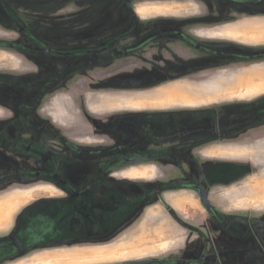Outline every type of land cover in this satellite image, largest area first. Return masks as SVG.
<instances>
[{"label":"flooded vegetation","instance_id":"1","mask_svg":"<svg viewBox=\"0 0 264 264\" xmlns=\"http://www.w3.org/2000/svg\"><path fill=\"white\" fill-rule=\"evenodd\" d=\"M183 1L179 0L180 3H183ZM202 1L205 2L203 5L209 11L205 14L206 16H224V14H219L218 12L219 9L225 7L238 8L239 6H246L264 8V0ZM113 16L111 15V17ZM123 16H127L129 19L133 18V21L136 23L133 24L135 27L118 32L119 36L123 34L121 39L112 38L101 46H95L85 51L87 55L108 53L113 55V60H109L106 63L95 60L92 65H88L89 63L87 64L84 61H78L79 63H75V68H71L73 71L77 72L80 69L83 72V70L92 69V67L93 70H107L109 72L107 75L95 77L97 83L100 80H110L109 82H113V85L120 83L124 84L121 86H127L145 82L158 84L166 80H174L175 78L166 79V76H162L163 78L159 76L164 72L173 74V65L183 68L185 74L183 77L176 79L193 80L195 78L202 79L205 73L215 69L232 66L243 67L264 62V47H247L228 42L203 40L195 35V28H178V24L173 22L175 19L146 23L144 25L145 28L141 27L137 29L139 17L136 13L129 12ZM12 19L18 26L15 30L16 33L21 32L29 36L28 31L20 29L18 21L15 18ZM198 26L195 25V27ZM32 46L42 52H46L50 56L54 55L65 59L68 57L72 58L71 55L65 54L61 48L52 45L43 46L36 38H33ZM228 59L235 63L231 64ZM193 67L197 70L204 68V71L196 74L190 73L196 70ZM67 71L68 69H66L65 74ZM21 75H27L28 80H20L19 73L13 74L12 77L15 78L10 80V84L17 87L18 91L22 84L35 85L37 81L36 77L39 73L34 68L31 73H22ZM59 79L60 82H66L67 77L59 76ZM72 79L75 80L76 84L83 81V79H80L76 75ZM49 81L44 79L40 82H44L42 85L44 92L49 87ZM7 82L0 75V87L9 86L6 84ZM51 87L52 85L48 90ZM1 92L2 90H0ZM26 95H22L19 100L18 109L11 113V115L6 116L3 111H0L1 118L5 117L7 119L9 117L10 119L11 117H15V120L10 122L12 125L4 124V126H1L0 146L8 149L25 148L28 155L38 159L39 164L45 171L43 175L36 173L35 176L44 178L50 182V187L55 189V193L36 197L29 203V207L18 220L12 237L5 241L0 240V264H4L5 260H13L14 256H22L24 254L31 256L33 252L30 250L72 245H92L105 242L110 236H113L115 229L120 228L123 223L127 222L131 211L134 213L145 202L146 198L153 197L155 193L159 194L177 189L193 190L197 193L202 203L199 189H203L208 195V191L202 186L208 177L209 172L207 170L217 167L219 164L210 165L201 162L194 157L192 147L208 143L207 141L210 139L208 136H212L211 138L214 139L217 134L214 136L212 134L193 136L190 132L186 131V126L182 124L185 118L188 120L200 119V121H203V124L216 126L220 124V119L224 120L223 118H225L224 115H221L220 111L238 106L237 110L243 113L244 116V129L254 127L259 130L260 135H264V130H260L264 128V103L261 105L259 102L257 104L237 103V105H226L222 108L202 110V116L199 118L196 117L195 112H176L171 117H168L172 118L174 124L179 129L175 130L171 135L165 134L155 141L152 138H148L149 135L145 136L148 130L139 129L138 125L148 123L145 115L125 116L122 118L119 116H107L106 118L95 119L89 117L88 114L89 118L85 116L84 113L86 111L83 110V121L92 130L94 137L100 135H107L109 137L115 134V138L118 139L109 142L107 138H103L102 145L99 148L83 143L84 132H78L80 140L77 137L75 141L67 139L68 130L66 131V128H64L67 126L63 125L61 121L53 120L51 114L46 112L47 114L45 115L44 109L37 110L38 101L43 96L41 95L35 102H31L30 99L28 100L30 94L27 97ZM35 95L36 93L31 96V99H35ZM2 97L0 94V102L2 101ZM259 100L264 102V98ZM36 110L45 128L48 125L50 126L49 135H53L51 128L57 127L55 125L58 123V127H61L60 129L63 131L61 132L67 136V138L60 136L61 138L58 140L64 149L60 157L56 156L52 150L40 151L42 148L50 149L51 147L41 139L42 137H39L40 134L38 132L31 130V119L35 115ZM88 120L92 122L88 124ZM10 128L12 129V134L9 133ZM125 129L135 131L136 137L122 141L121 134H123ZM72 134L77 135L74 132ZM262 142L258 141L249 148H243V158L245 150L250 153L264 152ZM136 143L137 145L135 146L140 148L148 145L163 148L173 147L169 150L170 154L168 155L171 156L169 158L180 155L185 160L181 158L180 161L177 160V166L172 164L163 166L156 163L160 171L164 173L161 176L162 179H159V181L181 180L185 183L172 184L170 189H164L163 184L159 182L158 185L153 183L149 186H133V183L129 181L115 180L113 174L116 171H122L134 166L130 165L133 155L129 152V148ZM173 145L181 146V150L174 148ZM73 150L74 155L72 156ZM163 153H159L158 156H165L166 154ZM148 156L153 157L149 154ZM134 158L140 159L141 156L137 154ZM169 158L165 159L170 161ZM141 165L143 164L135 166ZM248 170L244 173H247ZM170 171L176 172L171 173ZM193 181L195 183H189ZM209 204L211 207L210 211L202 203L208 220L217 225L222 237L236 240L241 244L240 247H229L219 252H209L205 247L197 256L193 255V253L173 251L161 257L128 262L126 264H264V238L262 237L264 233V219H255L253 222H250L252 220L249 215L239 216L238 219L231 218V216L219 213L210 202ZM167 211L175 223L187 231V239H190L197 232L205 241L209 238L210 235L207 231L200 232L195 229L192 223L184 221L171 210ZM236 226L241 229L236 230ZM261 229L263 230L262 232L260 231ZM203 252L205 256H203ZM207 254H210L211 258H205ZM196 257L199 261H195ZM226 257L230 259L227 260Z\"/></svg>","mask_w":264,"mask_h":264},{"label":"rangeland","instance_id":"2","mask_svg":"<svg viewBox=\"0 0 264 264\" xmlns=\"http://www.w3.org/2000/svg\"><path fill=\"white\" fill-rule=\"evenodd\" d=\"M205 3L202 0H184L183 3L179 2V0H0V75L2 78L8 81L6 84L9 86L0 87L2 92L0 93L2 97V101L0 102V111H3L6 116L11 115L16 109H18V104L22 95H29L31 102H35L38 97L43 96L39 102L37 107L38 109H44V114L46 115L51 110V106L55 103L58 108V104L61 99L67 97H76V92L82 90H92L97 88H125V89H144L148 87L154 86V82L148 85L145 83L138 84H130L127 86H121L124 84H112L113 82H96L97 77H103L107 75L109 72L107 70H93L85 69L83 72L79 69L77 72L73 71L71 68H75V63H79L80 61L87 62L88 65H92L95 60H99L100 62L106 63L109 60H113V55L110 54H102V55H87L85 51L86 49L101 46L105 44L108 40L112 38L121 39L123 34L119 36L118 32L128 29L134 28L133 25L135 21L133 18L129 19L127 15L129 12L136 13L139 16V22L137 21V29L144 27L146 23L156 22L159 20H168V19H176L181 17L187 18H200L201 15L199 3ZM164 16H161V15ZM173 15V16H167ZM111 15H114L111 17ZM155 15H160L159 17H153ZM194 15V16H193ZM15 18L18 21L19 28L25 29L28 31L29 36L27 34H23L21 32L16 33V29L18 26L14 23L15 21L12 19ZM177 20V19H176ZM259 24L264 25V19H258ZM238 26L244 25L247 23V20L236 22ZM136 24V23H135ZM232 25V24H231ZM133 26V27H132ZM262 26V25H261ZM66 32V33H65ZM262 32V28H261ZM200 36L205 37V33H199ZM116 35L115 37H113ZM36 38L42 43L43 46L52 45L57 48H61L64 50L65 54L71 55L68 58H60L54 55H49L46 52H42L38 48L32 46V40ZM248 44V43H245ZM250 44V43H249ZM78 45V47H76ZM251 47H264V34H261L259 38L253 41ZM77 49V50H76ZM82 49V50H81ZM229 60V59H228ZM79 61V62H78ZM227 61V60H225ZM231 62V60H229ZM34 63V64H31ZM83 63V62H82ZM235 62L232 61L231 64ZM264 62H259L249 68L239 70V71H231V72H218L219 69H215L210 71L213 73L212 76H209L205 81L202 79L195 78L191 79L193 82L197 83H189L184 81L185 83L175 84L177 92L182 93H190L194 100H191L189 103H181L175 106L173 112H195L196 117L199 118L202 110H209L212 108H219L221 106H226L230 104H257L258 102L262 105L264 102L259 99L264 98V95L258 99H253L258 97L259 95L264 93V89L258 90L261 84L264 85V81H260L256 79L257 76H264ZM107 65V64H104ZM36 68L38 70L39 75L36 77L37 81L35 85H25L22 84L18 88L12 86L10 84V80L15 77L12 75L19 73L20 80H28V76H22V73H31L33 69ZM195 68V67H193ZM66 69H68L67 73ZM173 74H169V72H164L160 74V78L166 76V79H173L178 77H183L185 74L183 72V68L178 65H173L172 70ZM196 69V68H195ZM199 69V67H198ZM208 70V69H207ZM203 69L194 70L190 73L196 74L203 72ZM99 72V73H98ZM208 72V71H207ZM36 73V72H35ZM245 75L243 77L237 78L238 75ZM37 75V74H36ZM74 75L78 76L80 79H83L82 82L78 84L75 83V80L72 79ZM59 76H66V82H60ZM163 76V77H162ZM96 77V78H95ZM25 78V79H24ZM51 78V79H50ZM71 78V79H70ZM233 78V80L231 79ZM243 78L244 83H257L256 86H251L252 90L247 89L244 90V93L241 95L235 94L229 96H221L220 98L211 99V100H200L199 96L204 94H213L217 93L222 89L227 88V84H236ZM258 78V77H257ZM264 78V77H263ZM50 80L49 87H52L47 90L42 88L43 83H40L42 80ZM236 79V80H234ZM158 81V80H156ZM87 84V85H86ZM48 85V83H47ZM173 85H167L159 89L172 87ZM257 86H259L257 88ZM257 88V90H256ZM157 89V90H159ZM156 91V90H155ZM18 92V93H17ZM154 92V91H153ZM36 93L35 99H31V96ZM42 93V94H41ZM46 97H45V96ZM212 96V95H211ZM18 97V99H17ZM44 99V100H42ZM27 100V102H28ZM26 102V103H27ZM197 102V103H196ZM58 103V104H57ZM215 103V104H213ZM28 104V103H27ZM256 106V105H255ZM264 106V104H263ZM36 110L35 115L32 117L31 122V130L34 132H38L39 137H42L46 144L51 147L50 149H40V151L45 152V150H52L56 156L60 157L63 154V146L60 145L58 141L61 137H66L63 131L60 129L61 127H52L51 133L52 136L49 135L50 126L48 127L43 125L42 120L39 117V114ZM47 112V113H46ZM87 116V113H84ZM1 116V113H0ZM186 116V115H185ZM88 117V116H87ZM86 117V118H87ZM188 117V116H186ZM15 117H9L6 119L5 117H0V130L1 126L4 124L12 125ZM89 118V117H88ZM91 119V118H90ZM57 121V120H56ZM90 124L92 121L88 120ZM183 125L188 126H200L203 124V121L200 119L196 120H188L185 118L182 122ZM47 125V124H46ZM60 126V125H59ZM139 129L147 130L148 123H141ZM149 127V126H148ZM66 131L68 130L67 127ZM151 128V127H150ZM261 131L264 128L260 129ZM62 131V132H61ZM9 133L12 134V129H9ZM55 133V134H54ZM46 134V135H45ZM68 138L70 141H75L76 135L72 134V132L67 131ZM61 136V137H60ZM65 138V139H66ZM80 140V138H79ZM263 145H264V140ZM133 144L129 148V152L133 155V160L130 162V165L143 164L144 166H149L151 163H159L163 166L165 165H175L177 166V160L181 159L185 160L183 156L175 155L172 158L169 152L173 147H156V146H143L142 148L135 146ZM174 148L181 150V146L173 145ZM183 147V146H182ZM103 150V149H101ZM70 152V150H69ZM72 152V151H71ZM139 152V153H137ZM164 152L166 155L163 157L158 156L159 153ZM183 153L184 150H182ZM180 152V153H182ZM163 153V154H164ZM140 155L141 158L135 159L134 156ZM152 155L153 157H149ZM74 155V150L72 152V156ZM158 156V157H156ZM169 158L166 160L165 158ZM250 158L254 164V166L258 169V173L249 178L247 182L244 184L242 192L237 193L235 190L227 191V197L236 198V205L240 207H260L264 208V152H254L250 153L245 150L244 158ZM164 158V159H162ZM181 158V159H180ZM162 159V160H161ZM172 159V160H171ZM169 162V163H168ZM142 166V165H141ZM45 169H42L39 164L38 159L28 155L26 153L25 148H6L0 146V195L5 194L11 190L17 188H27L32 186H51L50 182L41 177H36V173H41L43 175ZM149 173L155 174V169L153 167H149L147 169ZM166 171V170H165ZM174 173L176 171H170ZM257 170H254L256 173ZM138 175H141L138 173ZM162 183L164 189H170L172 184H181L185 183L181 180H165L164 182L157 181ZM188 183V182H187ZM191 184L195 183L189 182ZM244 199H240V197ZM187 202H191L189 198H185ZM32 202V201H31ZM30 202V203H31ZM29 204L23 207L13 218V223L11 228L8 231L0 233V239L7 240L14 234L16 230V224L18 220L22 216V214L27 210ZM164 215H167L165 211ZM192 215V214H191ZM257 215L260 217L264 216V212H260ZM159 218V211L157 208H152L148 211L146 216V221L149 223L153 220ZM15 223V224H14ZM14 224V226H13ZM141 224L138 223L135 225L132 234L138 232V227ZM171 227V226H168ZM145 228L144 225L141 226L139 232ZM173 234L164 245L160 244L158 247H155V252H149V254H154L158 252L167 251L171 246L175 244L174 230ZM213 231V230H212ZM263 231L262 229L260 230ZM141 234L138 236L123 239L120 242L110 245L108 247H99L92 249H73V250H58V251H49L48 259L50 260H38L35 259V253L42 252V250L35 251L28 255L22 256H14L13 260H5L4 264H82V261L74 260L77 257V254H81V252H91V251H100L103 252L101 254L107 253H115L117 256L115 258H103L98 259L96 263L103 262H112L116 260L127 259L131 257H142L146 256L145 254L134 253L135 255H129V243L134 242L137 237L139 239ZM211 235V234H210ZM213 235V234H212ZM264 238V233L262 234ZM122 238V237H121ZM162 248L160 249V247ZM52 249V248H48ZM128 250V251H127ZM109 251V252H108ZM120 251V252H119ZM117 252V253H116ZM128 252V253H127ZM140 252V251H137ZM120 253V255H119ZM143 253V252H140ZM29 254V253H28ZM147 254V253H146ZM148 254V255H149ZM204 254V252H203ZM34 255V256H33ZM37 255V254H36ZM205 256V254L203 255ZM37 257V256H36ZM101 258V256L99 257ZM207 259L211 258L210 254H207ZM9 259V258H6ZM86 262V261H85ZM117 262V261H116Z\"/></svg>","mask_w":264,"mask_h":264},{"label":"crops","instance_id":"3","mask_svg":"<svg viewBox=\"0 0 264 264\" xmlns=\"http://www.w3.org/2000/svg\"><path fill=\"white\" fill-rule=\"evenodd\" d=\"M199 8L201 10L199 14L201 15L200 18L191 19L181 17L176 18L177 20L175 19L173 22L178 24V28H195V35L203 40L211 42H228L247 47H251L250 45L253 44V41L259 38L261 34H264V25L259 24V22H254L258 21V19H264V8L246 6H239L238 8L225 7L219 9L218 13L224 14V16L219 17L206 16L205 14L209 11L202 3H199ZM160 15H155L153 17H159ZM245 20H247V23L244 25L238 26L236 23ZM195 25L199 26L195 27ZM201 32L205 33V37L200 36L199 33ZM254 65L261 64L221 68L218 72L239 71ZM212 75V72L205 73L202 77V81H205ZM243 76L245 75H238L236 79ZM231 79L233 80V78ZM107 81L110 80H100L99 83ZM184 81L197 83L190 79H174L159 82L158 84L155 83L154 86L144 89H112L106 87L92 90L85 89L82 91L79 89V91L76 92L75 98L69 96L61 99L59 104L57 103L58 108L54 103L51 106V110H49V114H51L53 120L61 121L63 125L67 126L68 131L77 133V138L80 137L78 132H84L83 143L85 145L96 146L99 148L102 145L103 138H107V141L109 142L115 141L117 138H115V134H113V136L110 135L111 137H107V135L94 137L92 130L86 126L83 121V110L86 111L89 117L95 119H102L107 116H119L122 118L125 116L134 117L145 115L149 126H147L148 131H146L145 136L149 135L148 138H152L153 141H155L160 137H163L165 134L171 135L175 130L179 129V127L174 124L172 118H169L176 113L173 112L175 110L173 108L181 103H189L191 100H194L190 97V93L176 91L174 85L179 83L183 84L185 83ZM147 84L150 85L152 83L147 82ZM171 84L173 86L170 88L159 89ZM256 84L257 83L253 82L252 86H256ZM209 95L210 93H208V95H200L199 99L211 97V95ZM263 95L264 93L253 99H258ZM230 105H237V103ZM222 107L223 106L219 108ZM238 108V106H235L231 109H225L226 111H220L221 115H224L225 118H223L224 120L220 119L221 122L219 125L210 126L205 123L195 127L188 125L186 126V131L190 132L193 136L209 134L214 136L217 134L214 139L211 138L212 136H208V138H210L207 141L208 143L198 146L196 145L195 147L193 146V150L191 149L194 157L201 162L210 165L219 164L217 167L209 168L207 170L209 172L208 177L202 185L208 191V198L211 205L219 213L231 216V218L238 219L239 216L249 215L252 220L250 222H253L255 219H264V216L260 217L257 215L260 212H264V208L254 206L240 207L236 205V198L226 196L227 191L230 190H235L237 193H241L247 180L258 173V169L254 166L252 160L248 157L243 158L242 149L249 148L256 142L264 140V135H260L259 130L256 128L252 127L244 129V116L243 113H240V111L237 110ZM121 135L122 137H120L122 141L131 137H136L135 131L133 132V130L128 129H125ZM149 167L155 169V174L147 171ZM247 170L248 172L244 173ZM254 170H257V172L254 173ZM138 173L141 175H138ZM163 174L164 173L160 171V168L157 167L156 163H151L149 166H132L122 171H116L113 174V178L119 181H129L133 183V186H149L153 183L158 185L157 181L162 179L161 176H163ZM54 193L55 189L53 187L38 185L27 188H17L0 195V233L8 231L12 226L14 216L36 197ZM185 198H189L191 202H187ZM240 199H244V197H240ZM152 208H157L159 211V218L149 223L145 219L148 211ZM162 210L165 211L167 215H164ZM167 210H171L184 221L192 223L196 230H199L200 232L207 231L208 234L211 235L205 241L197 232L190 239H187V231L175 223ZM131 213L132 211L130 212V217L127 222L123 223L120 228L118 227V229H115V231H113V236H110L105 242L92 245H72L52 249H38L42 250V252L35 253L34 258L38 260H50L51 258L48 259L49 256L48 253H46L49 251L108 247L123 239L132 238L139 234H141L139 239L137 237L134 242L129 243L130 252L127 253L129 255H135L136 253L145 254L146 256L116 260L117 262L96 263L95 261L98 259L109 257L115 258L114 256H117V254H101L103 252L91 251L77 254V257L74 260L82 261V264H126L128 262L161 257L173 251L193 253V255L197 256L200 251L205 249V247L209 252H219L225 248L241 246L236 240L226 239L221 236L220 229L216 224L208 220L207 213L203 208L197 193L193 190L177 189L161 192L159 194L155 193L153 197L146 198L145 202L138 207L134 213ZM140 222L141 224L138 228L140 229L142 225H144L145 228H143L141 232H139L138 229V232H135L134 235H130L132 234L135 225ZM168 226H171L172 230H174L173 238L175 239V244L165 251V253L158 252L149 254V252H155V247H158L160 244L164 245L165 243H168L165 240H168L173 234L171 227ZM235 228L236 230L241 229L238 226ZM161 248L162 246L160 249ZM38 250H33V252ZM30 251L32 252V250ZM100 256L101 258H99ZM226 259L229 260L230 258L226 257ZM195 261H199V259L196 257Z\"/></svg>","mask_w":264,"mask_h":264},{"label":"bare ground","instance_id":"4","mask_svg":"<svg viewBox=\"0 0 264 264\" xmlns=\"http://www.w3.org/2000/svg\"><path fill=\"white\" fill-rule=\"evenodd\" d=\"M258 77V78H257ZM256 77V79H258V80H260V81H264V76H257ZM243 78L240 80V81H238V83H236V84H227V88L226 89H222V90H220L219 92H217L216 94L215 93H213V94H210V95H212L211 97H209V98H202V99H199V101L200 100H213V99H216V98H220L221 96H231V95H235V94H242V93H244V90H247V89H250V90H252V83H244L243 81ZM259 86H257V88H258ZM257 88H256V90H257ZM261 89H264V85L263 84H261V86H260V88H258V90H261ZM208 95V94H207ZM209 95V96H210ZM205 97V96H204ZM231 97H233V96H231ZM197 103V102H196ZM137 248V247H136Z\"/></svg>","mask_w":264,"mask_h":264},{"label":"water","instance_id":"5","mask_svg":"<svg viewBox=\"0 0 264 264\" xmlns=\"http://www.w3.org/2000/svg\"><path fill=\"white\" fill-rule=\"evenodd\" d=\"M199 193H200V197L202 200L203 205L206 207L207 210H211L209 201H208V195L207 193H205V191L203 189H199Z\"/></svg>","mask_w":264,"mask_h":264}]
</instances>
